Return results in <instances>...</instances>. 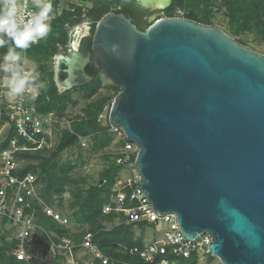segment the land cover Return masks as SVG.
<instances>
[{
  "label": "water",
  "instance_id": "water-1",
  "mask_svg": "<svg viewBox=\"0 0 264 264\" xmlns=\"http://www.w3.org/2000/svg\"><path fill=\"white\" fill-rule=\"evenodd\" d=\"M73 29L55 80L60 90L85 84L93 63L121 89L105 111L140 146L135 166L154 210L175 213L192 240L209 233L223 264H264V53L188 17L141 30L111 10L92 57L73 46Z\"/></svg>",
  "mask_w": 264,
  "mask_h": 264
},
{
  "label": "built area",
  "instance_id": "built-area-1",
  "mask_svg": "<svg viewBox=\"0 0 264 264\" xmlns=\"http://www.w3.org/2000/svg\"><path fill=\"white\" fill-rule=\"evenodd\" d=\"M17 2L22 9L20 14L25 18L29 12L36 11L34 0ZM50 2L53 14L60 16L64 10H68V5L73 0ZM25 4L27 7H24ZM78 5L83 10L92 7L89 1L85 5ZM53 21L54 19L50 21V27ZM23 54L27 67L31 68L28 65L30 60L25 57L24 52ZM58 55L56 53L53 57L56 61ZM3 75L1 72L0 78ZM36 83L40 84L39 79ZM58 89L60 92L65 91L60 90L59 86ZM6 91L0 86V116L5 118L9 131H14L6 147H1V143L7 137L0 143V221L9 225L14 233L16 244L12 248V254L24 264H83L84 256L90 259L88 264H132L107 254L95 241L94 230L71 232L70 217L49 205L40 196L38 176L31 171L22 173L25 154L43 153L50 148L53 133L63 117L54 111L43 113L37 109L34 102L39 99L41 88L34 87L31 92L14 100L7 98ZM98 119L117 137L118 147L113 153V161L121 167L111 188L110 202L104 205L103 213H114L127 224L150 225L159 234L145 244H118L116 250L139 258L142 264H171V257L188 258L193 254H210L209 243L212 242V237L209 233L192 240L181 231L175 213L161 215L152 207L141 189V175L135 166L140 146L128 139L121 126L110 124L105 109ZM88 140V137H80L82 145H86ZM39 213L50 219L48 226L40 220ZM58 228L63 231L60 232ZM78 235L81 237L79 240L76 238ZM79 254L81 258L78 257Z\"/></svg>",
  "mask_w": 264,
  "mask_h": 264
},
{
  "label": "trees",
  "instance_id": "trees-1",
  "mask_svg": "<svg viewBox=\"0 0 264 264\" xmlns=\"http://www.w3.org/2000/svg\"><path fill=\"white\" fill-rule=\"evenodd\" d=\"M107 2L111 0H106ZM123 1V0H121ZM220 2V3H219ZM219 6L225 5L227 8V15L230 17V24L233 31L238 32L236 29H261L264 31V0H171V4L167 7L168 15L173 16L175 12L180 8H188L186 17L204 22L212 20V11L210 9L215 4ZM192 5V6H191ZM76 10L77 14H81V7ZM111 11L106 4H103L101 0H94V6L92 9V16L94 20H98L100 16H103L107 12ZM117 12H123L128 17L132 12L130 7H124L123 9H115ZM75 12L70 11V9L64 10L62 15H55L53 25L50 27L51 30L48 36L40 40L37 44H32L28 49L22 51L25 53V57L30 61L37 62V68L35 71L39 73V82L43 83L45 87L41 88V95L37 101L34 102L37 109L40 112L48 113L51 111L56 112L59 116L63 117V112L66 108L67 96L70 89L60 92L55 81V70L53 63L51 65V71L49 72L50 82L45 81L41 78V72L47 65L44 61L48 59H53L54 55L57 53L58 45H66L69 41V31L70 29L65 28V23L72 20L75 24H79L83 19L77 15ZM97 22H93V27L90 36H86L83 39V45L81 51L84 54H91L92 56V36L95 30ZM6 39V38H5ZM7 50V45L4 48H0V57ZM20 52V49H17ZM87 73L94 77V81L83 84L85 87L89 88V94L93 95L101 86V79L99 77V71L95 68L93 63H90L87 67ZM1 76V72H0ZM69 99V96H68ZM104 107V102L99 104L94 112L88 114L85 117H78L71 122V127L66 131V133L60 138L56 149L52 152L51 156L44 160V155L42 153H28L25 157H35L43 159L40 164L42 169V174L45 176L46 180V191L47 195L51 196L53 192L62 193L64 192L65 186L68 183V170L69 168L63 167L62 171H58V163L53 162V160L66 148L73 146L74 144L80 142V137H88V141H92L96 147L106 146L110 142V138H113L98 119L100 113H102ZM3 119H5L3 117ZM13 129L9 131L7 138L1 143V147H6L9 144L11 135L13 134ZM36 166L30 165L24 167L22 173H26L34 169L36 171ZM33 170V172H34ZM121 170V167L116 165L113 159L108 166L105 167L101 174V181L99 185L92 186L83 193L80 191L77 193L78 200L76 204L79 205V209L76 212L80 220L82 221H93L96 222V218H114L116 215L114 213L104 214L103 207L105 204L110 202L111 199V188L115 182V179ZM35 173V172H34ZM109 194L106 196L104 192ZM40 220L48 225L50 219L44 218L41 213H39ZM122 225H145L143 223L127 224L122 222ZM115 227V226H114ZM106 230L101 224H97L93 230L96 232L95 241L98 242L107 254L119 257V251H117L118 244L134 245L140 244L133 241L132 234L129 231H125L123 226L117 228ZM61 232V228H58ZM15 240V239H14ZM16 240L13 241V244ZM171 264H197V255L193 254L188 258L184 257H171ZM125 261H129L132 264H142V261L137 257H132L126 255ZM0 263L2 264H24L23 261L18 260L14 255L8 256L3 247L0 248Z\"/></svg>",
  "mask_w": 264,
  "mask_h": 264
},
{
  "label": "rangeland",
  "instance_id": "rangeland-1",
  "mask_svg": "<svg viewBox=\"0 0 264 264\" xmlns=\"http://www.w3.org/2000/svg\"><path fill=\"white\" fill-rule=\"evenodd\" d=\"M91 2L92 7L83 10L78 3H82L85 5V2ZM103 4H106L111 10L115 9H123L124 7H130L132 12L130 14V18H132L133 22L140 28L141 30H146L153 22L160 19L161 17L169 16L167 7L158 8V9H148L141 4L139 0H111L107 2L106 0H101ZM220 3V2H219ZM215 4L212 6L210 11H212V20L204 21L203 23L215 25L221 27L231 35H233L238 41L249 45L261 52L264 53V31H260L261 29H236L238 32L233 31V28L230 24V17L227 15V8L225 5L219 6ZM91 5V4H89ZM94 6V0H73V3L68 5V9L77 14L76 10L78 7H81V14H77L74 17L80 16L83 20L77 25H74L72 20L65 23L66 29H73V27H79L75 34V39L78 44L80 36L88 35L90 36L91 30L90 26L93 27V22H98L103 16H100L98 20L92 19V9ZM192 6V5H191ZM89 10V11H88ZM188 8H180L178 9L173 16L186 17V13ZM105 15V14H104ZM75 27V28H76ZM77 37V38H76ZM75 45L74 43H72ZM77 44L75 46H77ZM66 45H58L56 52L61 48L67 47ZM70 54L68 48V55ZM83 56H87L81 51ZM22 56L24 54L22 52ZM89 56V55H88ZM56 60L53 58L44 61L45 69L41 72V78L45 81L50 82L49 72L51 71V65L53 63V67L55 69ZM28 65L31 68H37V62L28 61ZM99 77L101 79V86L97 90V92L93 95L89 94V88L85 87L83 84L75 85L71 88L69 93L66 94L67 102L66 108L64 110L63 118L59 126L55 129L52 141L50 143V148L45 150L41 155L44 157V160L51 156L52 152L56 149V146L59 143L60 138L66 133L68 129L71 127V122L78 117L88 116L89 113L94 112L96 107L104 102L103 110L109 104H112L115 100L116 96L119 94L121 89L113 85L110 79L105 77L103 74L99 73ZM94 79V78H93ZM91 81H94V80ZM89 81V82H91ZM88 83V82H87ZM69 96V99H68ZM9 125L0 116V143L7 137L9 133ZM110 133V132H109ZM113 138H110V142L103 147H96L95 142L88 141L86 145H82L81 141L70 146L63 150L57 157L53 160V162L58 163V171L61 172L63 167L69 168L68 170V183L65 186L64 192L56 193L53 192L51 196L47 195L46 189V180L44 174H42V169L40 164L43 162L41 158L35 157H24L23 163L24 167L33 165L36 166V171L34 169L31 172H35V174L39 178V194L44 198V200L57 210L62 213L68 215L71 219V232H82L85 229H92L96 227L97 224H101L106 230L112 229L119 226H123L125 231H129L132 234V239L135 242L140 244H145L157 237L159 235L154 227L150 225H122V220L120 218L114 217L112 219L97 217L96 222L93 221H82L80 220L79 215L76 213L79 209V205L76 204L78 200L77 193L85 194V191L92 186H97L100 183L101 174L106 166L109 165L111 160L113 159V153L118 147L117 137L110 133ZM104 194L107 196L109 193L106 191ZM50 224V223H49ZM48 224V225H49ZM47 225V226H48ZM161 226H163L161 224ZM76 238L79 240L81 237L78 235ZM14 233L9 225L4 224L0 221V248L3 247L5 249L6 254L10 257L12 256V248L15 246L13 244ZM81 258L80 254L78 255ZM126 254L123 252L119 253V258L124 260ZM83 264H88L90 259L87 256H84L82 259ZM2 264V263H0ZM197 264H223L222 261L217 257L210 254L206 255H197Z\"/></svg>",
  "mask_w": 264,
  "mask_h": 264
},
{
  "label": "clouds",
  "instance_id": "clouds-1",
  "mask_svg": "<svg viewBox=\"0 0 264 264\" xmlns=\"http://www.w3.org/2000/svg\"><path fill=\"white\" fill-rule=\"evenodd\" d=\"M33 6L36 11L29 12L25 18L20 14L22 9L17 0H0V48L7 45L0 57V72L4 74L0 86L7 89L5 95L9 100L22 97L34 87H45L43 83L37 85L39 73L27 67L22 51L48 36L55 15L50 0H34Z\"/></svg>",
  "mask_w": 264,
  "mask_h": 264
},
{
  "label": "bare ground",
  "instance_id": "bare-ground-1",
  "mask_svg": "<svg viewBox=\"0 0 264 264\" xmlns=\"http://www.w3.org/2000/svg\"><path fill=\"white\" fill-rule=\"evenodd\" d=\"M139 1L148 9H158V8L167 7L169 5L170 0H139ZM78 28L79 27L74 28L73 32H72V43H74L75 45L77 44V42L74 39L75 38L74 33H76ZM72 61H74V60H72ZM68 64H69V60H68ZM60 77L61 76L59 75V83L61 84L62 88H65L66 86H68V83H67L68 81L66 79L62 80V79H60ZM69 85H70V83H69Z\"/></svg>",
  "mask_w": 264,
  "mask_h": 264
},
{
  "label": "flooded vegetation",
  "instance_id": "flooded-vegetation-1",
  "mask_svg": "<svg viewBox=\"0 0 264 264\" xmlns=\"http://www.w3.org/2000/svg\"><path fill=\"white\" fill-rule=\"evenodd\" d=\"M90 30L92 31V26H90ZM71 31V30H70ZM70 31H69V33H70ZM74 34H76V33H74ZM84 37H86V35H83V36H80V38H79V42H78V44H77V46H75V45H73L75 48H79V50H80V53H81V47H82V45H83V39H84ZM77 38V37H76ZM75 39V38H74ZM76 40V39H75ZM57 54H62V55H68V45H67V47H65V48H61V49H59V51L57 52ZM87 56L89 55V56H91V54H86ZM77 56V54L76 55H74V52H73V55L72 56H70V58H72V60H74L75 61V57ZM92 57V56H91ZM75 58V59H74ZM70 60V59H69ZM90 63H88L87 65H86V67H85V70L87 69V67H88V65H89ZM86 72H87V70H86ZM67 87V86H66Z\"/></svg>",
  "mask_w": 264,
  "mask_h": 264
},
{
  "label": "crops",
  "instance_id": "crops-1",
  "mask_svg": "<svg viewBox=\"0 0 264 264\" xmlns=\"http://www.w3.org/2000/svg\"><path fill=\"white\" fill-rule=\"evenodd\" d=\"M60 79H61V77H60Z\"/></svg>",
  "mask_w": 264,
  "mask_h": 264
}]
</instances>
